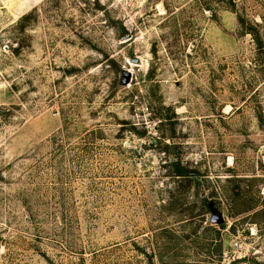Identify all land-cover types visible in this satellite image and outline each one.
I'll return each mask as SVG.
<instances>
[{
    "label": "rangeland",
    "instance_id": "rangeland-1",
    "mask_svg": "<svg viewBox=\"0 0 264 264\" xmlns=\"http://www.w3.org/2000/svg\"><path fill=\"white\" fill-rule=\"evenodd\" d=\"M0 264H264V0H0Z\"/></svg>",
    "mask_w": 264,
    "mask_h": 264
},
{
    "label": "trees",
    "instance_id": "trees-1",
    "mask_svg": "<svg viewBox=\"0 0 264 264\" xmlns=\"http://www.w3.org/2000/svg\"><path fill=\"white\" fill-rule=\"evenodd\" d=\"M177 176H185V175H183V173L179 171Z\"/></svg>",
    "mask_w": 264,
    "mask_h": 264
}]
</instances>
